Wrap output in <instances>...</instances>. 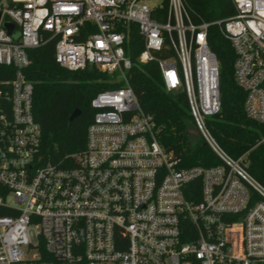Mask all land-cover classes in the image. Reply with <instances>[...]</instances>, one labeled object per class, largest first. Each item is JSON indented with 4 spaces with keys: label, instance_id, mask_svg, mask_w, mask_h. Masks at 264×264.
Here are the masks:
<instances>
[{
    "label": "built area",
    "instance_id": "obj_1",
    "mask_svg": "<svg viewBox=\"0 0 264 264\" xmlns=\"http://www.w3.org/2000/svg\"><path fill=\"white\" fill-rule=\"evenodd\" d=\"M152 1L0 0V264H264V185L208 125L221 109L215 26L264 143V0H231L234 12L212 21H195L185 0ZM51 40L60 67L118 84L91 98L85 148L66 165L41 150L25 73L29 50ZM138 43L136 60L185 92L220 164L181 167L160 143L128 80Z\"/></svg>",
    "mask_w": 264,
    "mask_h": 264
},
{
    "label": "trees",
    "instance_id": "obj_2",
    "mask_svg": "<svg viewBox=\"0 0 264 264\" xmlns=\"http://www.w3.org/2000/svg\"><path fill=\"white\" fill-rule=\"evenodd\" d=\"M185 1L195 21H212L234 12L231 0ZM208 43L219 61L221 95L220 112L208 119L210 131L230 156L244 155L247 170L264 185V143H258L263 128L244 112L245 92L233 74L234 50L215 26L208 30ZM54 44L51 40L29 50L30 65L25 73L33 84L32 113L41 127V150L53 162L66 165L72 154L85 148L86 129L93 116L91 98L118 84L110 83L109 75L95 67L75 71L60 67L54 60ZM141 46H131L133 64L128 80L141 109L155 121L160 143L174 152L181 167L220 164L198 136L187 133L193 123L185 92H167L157 64L136 60ZM76 108L79 114L69 120Z\"/></svg>",
    "mask_w": 264,
    "mask_h": 264
},
{
    "label": "water",
    "instance_id": "obj_3",
    "mask_svg": "<svg viewBox=\"0 0 264 264\" xmlns=\"http://www.w3.org/2000/svg\"><path fill=\"white\" fill-rule=\"evenodd\" d=\"M4 26L10 31L12 29V24L11 23H4ZM79 109H74L73 112L70 114L69 116V120H72L74 117H76L78 114H79ZM187 133L189 135H192V136H197L198 135V132L197 130H195L194 128H191L187 131Z\"/></svg>",
    "mask_w": 264,
    "mask_h": 264
},
{
    "label": "rangeland",
    "instance_id": "obj_4",
    "mask_svg": "<svg viewBox=\"0 0 264 264\" xmlns=\"http://www.w3.org/2000/svg\"><path fill=\"white\" fill-rule=\"evenodd\" d=\"M160 1L161 0H154V1H152L150 4L152 5V4H160Z\"/></svg>",
    "mask_w": 264,
    "mask_h": 264
}]
</instances>
